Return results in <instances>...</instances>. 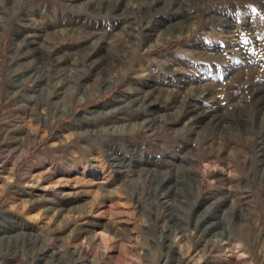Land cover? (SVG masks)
Instances as JSON below:
<instances>
[{
	"label": "rangeland",
	"instance_id": "rangeland-1",
	"mask_svg": "<svg viewBox=\"0 0 264 264\" xmlns=\"http://www.w3.org/2000/svg\"><path fill=\"white\" fill-rule=\"evenodd\" d=\"M85 1L0 0V264H228L243 218L264 264V0ZM123 17L164 42L92 37Z\"/></svg>",
	"mask_w": 264,
	"mask_h": 264
},
{
	"label": "bare ground",
	"instance_id": "bare-ground-1",
	"mask_svg": "<svg viewBox=\"0 0 264 264\" xmlns=\"http://www.w3.org/2000/svg\"><path fill=\"white\" fill-rule=\"evenodd\" d=\"M76 1H77V4L78 3H87L85 0H76ZM143 4L142 3H137V1L136 2H132L131 0H129V1H126V3L122 5L121 10L125 11V12H127L128 10H130L131 12L132 11L133 12L142 11L143 7H144ZM244 13H245L244 15H246V17L249 19V26L244 27L245 30L248 31V30L251 29V27L252 28L255 27V29H256L258 26H257L256 22L252 20L254 18L251 17V15L255 14L256 12H254V10L251 7H247L246 10L244 11ZM255 16H256V14H255ZM31 19H33V18H31ZM235 21L237 23L238 22V18H236ZM196 25H197V23L194 22L188 28L187 33L189 34L192 31H194L195 28H196ZM179 28L181 29V27H179ZM229 28H230L228 30L229 32H233V33L240 32L239 24H234V25L231 24V26H229ZM100 30H102V29H100ZM69 31H71L73 33H78L80 31V29H74V28L73 29H69L66 26H64V27H62L60 29V32H63V33H67ZM153 31H154V33L152 34L153 37H151V38L150 37H145L144 36L145 30L143 29V27L137 21L130 22L127 17H123L122 21L115 28H113L111 31L106 32L105 30H102V32L100 33L99 36H97L95 32H92V37L93 38H96V37L98 38L99 37V38L107 39L108 42L115 44L119 49H121L123 51H126V52H130L131 51L132 53L138 52L139 55H142V54H146L148 51L154 49L157 45L163 43L164 40H165L164 29L158 27V28L154 29ZM258 31L256 30V32H258ZM26 35L31 36L33 39L40 40V42L43 41V37L47 38V36H48L47 33H44L43 35L39 34L38 31L35 30V29H32L30 31V33L26 34ZM231 42H232V40H231ZM231 45H233V43H231ZM162 63L166 64L167 61L163 60ZM138 65H139V72H144L147 69V67L150 65V62L141 59V61H139ZM194 69L198 70V71H201V72L204 71V73H206V74H208L209 71H210L208 68H204V67H201V66L200 67H196ZM191 108H196V107L191 105ZM205 112L206 111H204V110L202 111V113H205ZM190 114H192V113L189 112L188 119L192 118L190 116ZM262 151H263L262 155H264V149ZM228 175L231 176L229 173H228ZM197 176H199V178L201 180L203 178H205V177H208V179H209L208 183L212 182V180H210L211 176L207 175L203 171L197 173ZM247 185H249V183H247ZM250 196H252V197L250 198ZM246 197H247L246 206L248 208L247 209L248 210L247 214H249L250 216H253L252 211H256L258 209L259 202L257 200H255L253 194L252 195L251 194H247ZM164 201H165L166 204H170L171 203L170 199H167V198H165ZM237 201L239 202L241 200L237 199ZM223 210H224V213H225V214L223 213V216H224V218H226V220H228L229 219V215H227L228 209H223ZM199 217L200 216H198L197 219H199ZM219 218H222V215H220ZM243 221H245V222H243V223L240 222V225H238V226L235 225L233 227V230H231L234 233L235 236L230 235V232H229V236L226 234V235H224V236H222L220 238L221 247L224 249L225 253H228V254H226V256H227L226 257L227 258L226 261L228 262V264L241 263L244 260V255H246V256L248 255V254H246L245 251L242 250L241 243L244 241L243 238L247 236L248 230H250L251 227L248 224V219L247 218H243ZM212 222H213L212 225L213 224H218V222L217 223H215V221H212ZM217 235L218 234H215V233L213 234V236H217ZM248 256H249V258H251V262H255V260L252 257H250V255H248ZM167 259H166V261H167Z\"/></svg>",
	"mask_w": 264,
	"mask_h": 264
}]
</instances>
